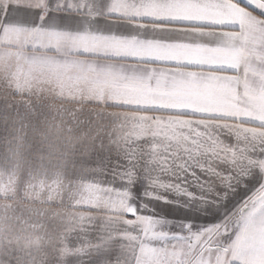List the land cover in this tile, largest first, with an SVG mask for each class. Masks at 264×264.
I'll list each match as a JSON object with an SVG mask.
<instances>
[{
	"label": "snow or ice",
	"instance_id": "1",
	"mask_svg": "<svg viewBox=\"0 0 264 264\" xmlns=\"http://www.w3.org/2000/svg\"><path fill=\"white\" fill-rule=\"evenodd\" d=\"M0 73L82 264H264V0H0Z\"/></svg>",
	"mask_w": 264,
	"mask_h": 264
},
{
	"label": "crops",
	"instance_id": "2",
	"mask_svg": "<svg viewBox=\"0 0 264 264\" xmlns=\"http://www.w3.org/2000/svg\"><path fill=\"white\" fill-rule=\"evenodd\" d=\"M4 78L5 74L0 73V81ZM45 89L50 96L58 92L55 85L47 83L34 85L32 91ZM29 94L28 89L22 92L17 89L10 96L12 100L21 101V113ZM62 95L64 99L57 100V104L77 106L79 96L67 92ZM15 108L13 105V116L16 115ZM3 135L0 130V136ZM29 136L30 128L26 129L23 122H17L10 139L13 145L21 146L18 154L11 155L0 145V264H82L85 257L77 251L79 246L71 239V228L78 225H74L69 217L60 215L63 210L57 205L44 202L47 194L42 193L38 185L45 177L34 178L39 159L34 160L31 168L26 163ZM44 147L47 150V144Z\"/></svg>",
	"mask_w": 264,
	"mask_h": 264
}]
</instances>
